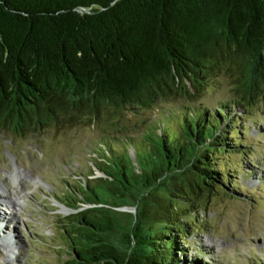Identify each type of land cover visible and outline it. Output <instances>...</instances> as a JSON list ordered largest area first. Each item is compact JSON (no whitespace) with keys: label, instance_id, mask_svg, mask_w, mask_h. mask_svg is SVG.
Returning a JSON list of instances; mask_svg holds the SVG:
<instances>
[{"label":"trees","instance_id":"1","mask_svg":"<svg viewBox=\"0 0 264 264\" xmlns=\"http://www.w3.org/2000/svg\"><path fill=\"white\" fill-rule=\"evenodd\" d=\"M219 70L235 73L230 106L168 113L135 164L108 146L103 176L58 196L72 211L58 220L62 264H207L180 246L197 208L183 209L240 171L229 164L246 143L233 111L264 96V0H0L2 133L193 98Z\"/></svg>","mask_w":264,"mask_h":264},{"label":"rangeland","instance_id":"2","mask_svg":"<svg viewBox=\"0 0 264 264\" xmlns=\"http://www.w3.org/2000/svg\"><path fill=\"white\" fill-rule=\"evenodd\" d=\"M234 76L219 70L195 97L160 101L147 110H104L93 122L48 127L36 136L0 132V264L69 260L58 220L72 211L58 196L76 181L87 184L103 176L98 166L108 146L126 148L135 164L136 146L159 129L168 113L230 106L238 97ZM233 112L241 118L237 129L245 132L246 143L240 154L229 155V164L240 171L228 172L227 189L217 185L206 198L186 202L183 212L197 209L180 246L188 259L196 255L207 264H264V96ZM124 212L135 213L131 208Z\"/></svg>","mask_w":264,"mask_h":264},{"label":"bare ground","instance_id":"3","mask_svg":"<svg viewBox=\"0 0 264 264\" xmlns=\"http://www.w3.org/2000/svg\"><path fill=\"white\" fill-rule=\"evenodd\" d=\"M12 204H13V203H12ZM18 204H19V203H18ZM18 204H16V205H17V206H19ZM0 217H1V216H0ZM1 219H2V217H1ZM3 219H4V218H3ZM10 225H11V224H10ZM6 227H7V226H5V228H6ZM13 227H15V226L13 225V226H12V228H13ZM1 228H3V226H1V225H0V229H1ZM1 230H2V229H1ZM7 234H8V233H7ZM5 237H6V235H5ZM12 240H13V238H12ZM8 242L10 243V242H11V240H10V241H8Z\"/></svg>","mask_w":264,"mask_h":264},{"label":"water","instance_id":"4","mask_svg":"<svg viewBox=\"0 0 264 264\" xmlns=\"http://www.w3.org/2000/svg\"><path fill=\"white\" fill-rule=\"evenodd\" d=\"M126 209H127V207H123V208H121L122 211H124V210H126Z\"/></svg>","mask_w":264,"mask_h":264}]
</instances>
